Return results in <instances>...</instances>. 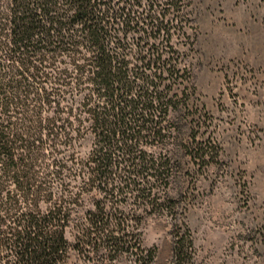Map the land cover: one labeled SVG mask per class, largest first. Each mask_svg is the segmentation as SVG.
Listing matches in <instances>:
<instances>
[{
	"label": "trees",
	"instance_id": "1",
	"mask_svg": "<svg viewBox=\"0 0 264 264\" xmlns=\"http://www.w3.org/2000/svg\"><path fill=\"white\" fill-rule=\"evenodd\" d=\"M189 12L187 0H0V264L152 263L145 220L178 214L171 119L195 90ZM190 139L194 164L213 158ZM176 227L181 258L192 238Z\"/></svg>",
	"mask_w": 264,
	"mask_h": 264
},
{
	"label": "rangeland",
	"instance_id": "2",
	"mask_svg": "<svg viewBox=\"0 0 264 264\" xmlns=\"http://www.w3.org/2000/svg\"><path fill=\"white\" fill-rule=\"evenodd\" d=\"M187 2L194 45L186 61L195 90L188 109L171 119L180 132L169 191L178 214L147 218L141 242L155 250L151 264H264V0ZM193 131L195 143L213 154L200 167L183 148L196 145ZM180 223L192 246L175 258ZM67 264L138 263L71 254Z\"/></svg>",
	"mask_w": 264,
	"mask_h": 264
}]
</instances>
